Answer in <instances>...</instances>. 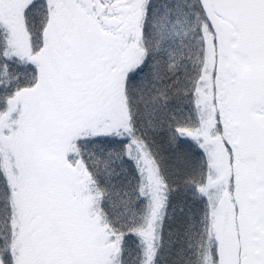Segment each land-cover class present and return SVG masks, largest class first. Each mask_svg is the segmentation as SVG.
Segmentation results:
<instances>
[{
    "label": "snow or ice",
    "instance_id": "snow-or-ice-1",
    "mask_svg": "<svg viewBox=\"0 0 264 264\" xmlns=\"http://www.w3.org/2000/svg\"><path fill=\"white\" fill-rule=\"evenodd\" d=\"M0 264H264V0H0Z\"/></svg>",
    "mask_w": 264,
    "mask_h": 264
}]
</instances>
